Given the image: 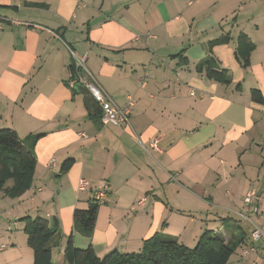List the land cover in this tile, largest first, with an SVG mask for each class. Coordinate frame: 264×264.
Listing matches in <instances>:
<instances>
[{
  "label": "crops",
  "instance_id": "obj_1",
  "mask_svg": "<svg viewBox=\"0 0 264 264\" xmlns=\"http://www.w3.org/2000/svg\"><path fill=\"white\" fill-rule=\"evenodd\" d=\"M257 3L0 0V129L21 139L42 134L32 187L14 198L0 191V264H35L27 216L58 223L54 264H71L70 235L104 256L140 251L157 232L191 247L216 224L215 232L239 242L227 264H264L262 241L242 255L252 224L219 215L244 208L253 191L259 200L246 209L264 231V103L251 96L258 88L264 97V26L242 17ZM241 32L255 44L247 68L235 56ZM224 36L230 40L211 45ZM210 50L230 83L197 70ZM71 51L86 56L118 104L133 99L130 124L103 125L97 104L87 106L71 87ZM155 138L159 150L146 151ZM68 158L74 163L62 171ZM82 179L90 186L78 191ZM99 188L107 198L88 237L75 228L74 212L88 209Z\"/></svg>",
  "mask_w": 264,
  "mask_h": 264
},
{
  "label": "trees",
  "instance_id": "obj_2",
  "mask_svg": "<svg viewBox=\"0 0 264 264\" xmlns=\"http://www.w3.org/2000/svg\"><path fill=\"white\" fill-rule=\"evenodd\" d=\"M229 40V36H224L212 41L211 45ZM254 49L255 44L247 34L241 32L235 56L246 68L250 65V55ZM196 68L198 71L206 70L208 76L224 83L231 81L228 70L220 67L211 50ZM70 69L74 70V63ZM251 96L256 102L264 103L263 94L258 88L251 90ZM41 135L21 139L13 128L0 129V191L14 198L32 187L37 165L35 143ZM73 163V158L64 160L61 170H69ZM9 181H13L11 186L7 185ZM74 219L75 228L90 237L95 229L97 206L76 209ZM24 220V230L34 250V263L54 264L50 242L59 233L58 223L50 226L47 219L41 216H27ZM238 246L239 242L231 239L228 241L223 233L214 230L202 233L194 247L183 244L174 236L157 232L143 242L140 251L121 252L115 249L99 256L91 245L86 248L77 247L70 235L64 257L71 264H227Z\"/></svg>",
  "mask_w": 264,
  "mask_h": 264
},
{
  "label": "built area",
  "instance_id": "obj_3",
  "mask_svg": "<svg viewBox=\"0 0 264 264\" xmlns=\"http://www.w3.org/2000/svg\"><path fill=\"white\" fill-rule=\"evenodd\" d=\"M71 53L74 58V70L71 71L70 79L71 87L74 86L75 83H81L86 86L95 103L101 110V123L103 125L112 124L115 126H124L130 124L131 108L134 104L133 99L130 97L124 105L118 104L99 83L96 76L87 68L85 64L86 56L79 57L74 51H71ZM191 94H195V91H192ZM80 135L82 137L86 136V134L83 132H81ZM143 147L146 151H150L151 149L159 150L158 139H152L148 146ZM51 165L54 166V160L51 161ZM89 186L90 183L86 179H82L78 185V191L87 190ZM106 198L107 193L105 188H99L94 192V202L103 203L105 202ZM257 200H259V198L255 196L254 192L249 191L244 197V205L248 208V206L255 204ZM144 201L145 197L141 198L138 203L142 204ZM235 213L243 221L252 224V244L246 246L242 251L243 256H248L256 249L254 243L258 241H262L264 243V231L259 224L255 223L251 219L249 211L246 208L243 210H237Z\"/></svg>",
  "mask_w": 264,
  "mask_h": 264
},
{
  "label": "rangeland",
  "instance_id": "obj_4",
  "mask_svg": "<svg viewBox=\"0 0 264 264\" xmlns=\"http://www.w3.org/2000/svg\"><path fill=\"white\" fill-rule=\"evenodd\" d=\"M247 1V0H246ZM251 15H255L254 17L257 19L256 20V23L258 21V23H260V25L263 27L264 26V0H258V3H257V8L256 10H254V13H252L251 11H247V12H243V16L242 17H248L250 16L251 18ZM243 21H248L246 18L243 20ZM232 22V20H231ZM246 206H244V208L242 209H239V210H243L245 209ZM219 215H223V216H230V217H237L238 219L240 218L234 211L232 212H228L227 210H220L219 211ZM223 220L220 219V222H222ZM218 227H219V224H216L215 226V231L218 230ZM249 228V227H248ZM195 246V245H194ZM194 246H191V247H194ZM240 252V250H238V252H236V255H238V253Z\"/></svg>",
  "mask_w": 264,
  "mask_h": 264
},
{
  "label": "water",
  "instance_id": "obj_5",
  "mask_svg": "<svg viewBox=\"0 0 264 264\" xmlns=\"http://www.w3.org/2000/svg\"><path fill=\"white\" fill-rule=\"evenodd\" d=\"M75 89H78L81 93H83L85 95V103L87 104V106H93V102L94 99L93 97L91 96L89 90L86 88V86L84 84H81V83H75L74 86H73ZM98 111H100V108L99 106L97 105V108H96ZM97 206V203L96 202H93L91 204V207H96Z\"/></svg>",
  "mask_w": 264,
  "mask_h": 264
}]
</instances>
